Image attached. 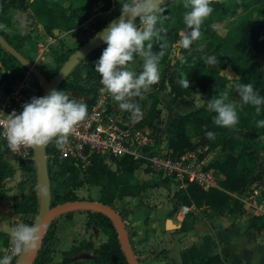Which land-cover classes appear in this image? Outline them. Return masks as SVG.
I'll return each instance as SVG.
<instances>
[{"label":"trees","instance_id":"16d2710c","mask_svg":"<svg viewBox=\"0 0 264 264\" xmlns=\"http://www.w3.org/2000/svg\"><path fill=\"white\" fill-rule=\"evenodd\" d=\"M243 1L213 0L211 5L213 12L201 27L200 39L202 44L196 50L197 55L200 56L198 65L200 67L205 65L204 58L207 55L217 57L218 64L209 68V75L205 80V86H209L216 93H222L225 90L227 77L221 74L220 71L229 66L238 74V82L240 84L251 83L254 89L261 96H264L263 70L256 67L254 62V58L264 55V13L260 14L256 10L254 15L248 16L241 26L235 28L230 25L223 34L212 27L214 20H231L239 15L240 9L246 10L247 6H242ZM115 2L116 0H0V14H5L8 10H15L16 15L12 17V21L15 20L17 22L19 21L18 13L21 12L23 17L21 21L27 25L35 24L39 21L43 26L44 32L52 34L54 28L67 30L88 19L92 16L93 7L96 4L100 5L98 10L106 11ZM183 3L184 0H167L165 2L164 5L167 8L163 6L165 8L164 18L161 24H158V27H162L166 32H161L162 40L153 41L154 53L163 52L168 55L172 51L173 43L168 33L177 32L178 39L181 41L183 34L190 31L183 22L184 13L190 9H185ZM112 17L107 15L106 17L97 16L90 21L95 22V30H98ZM0 33L8 39L2 30H0ZM8 40L18 49L16 44L10 39ZM103 44L107 47V44L102 41L83 60L76 64L56 88V90L64 91L66 94L69 91H76L82 94L84 98L67 95L70 99H83L87 103L88 110L94 101L97 88L101 85V76L95 71V66L106 48H102ZM162 45H166V47H162ZM193 47L194 42L187 49L180 44L177 50L179 54H186L191 52ZM1 48V64L6 69H10L14 78L21 77L23 73L16 68L20 64L19 61L3 47ZM27 58L30 60L29 57ZM66 58V55L62 56L63 61ZM60 65H55L49 70L46 65L38 66V68L46 76H51ZM191 75V68L178 65L176 62L171 63L168 60L160 73L159 82L154 84V86L166 89L167 84H170V90L176 97L190 95L198 84V79L193 78ZM91 78H93V81H91ZM187 78L191 86L184 88L179 84V81ZM35 81L38 82L37 79ZM218 95L216 94V96ZM134 99L139 104L140 98ZM233 102L238 105L237 113L239 117L238 124L233 128L215 125L213 121L216 113L208 109L207 102L197 105L183 114L174 116L167 125L166 145L176 154L199 146H219L225 151L223 159H214L209 163V166L213 168L214 173L218 176L217 185L204 188L196 182H189L174 191L173 196L178 203L194 204L195 206L207 205L211 211L220 212L224 209L231 193L242 192L250 178L259 175L257 172V151L264 148V128L256 127V122L264 120V105L261 106V112L257 115L255 107L244 105L240 97L238 102ZM159 112L160 109L156 102L149 103L142 119L135 121L134 125L139 127H142L141 125L147 126L155 134V123ZM122 116L127 120L131 119L129 112L122 111ZM238 129L241 131L240 136L235 134ZM208 132L215 134L214 140H210L207 137L206 134ZM45 148L46 153L51 152L55 148V142L49 143ZM110 158H119L117 159V164L125 171L131 172L135 167L134 161L136 160L130 156H112ZM52 159L48 158L47 169L51 202L53 204L69 200L68 195L60 194V191L67 185H78L80 183L99 185L100 194L119 191L121 198H126L127 200L137 196L138 187L128 181L127 178L124 179L121 175H115L102 156L93 155L90 164L81 171L79 178L76 177V174H78L76 170L80 171L81 169L70 160H64L71 164L67 170L61 168L56 170L53 166L54 160L59 159ZM20 162L30 173L35 171L33 160L31 162L21 160ZM126 163H129V166ZM13 172L14 168L0 153V188L3 186V179L11 176ZM165 178L168 179V177ZM33 179L36 178L33 175L30 176L31 191L36 187L35 181L34 184L32 182ZM25 183L22 180L20 181L23 189ZM96 200L101 199L98 198ZM27 206L28 212H31L33 208L30 198H28ZM88 212L90 214L86 224L98 226L106 234L107 239L99 243L98 247L91 242H83L63 253L70 255L80 249H90L95 252L93 260L96 264H128L111 220L101 212L91 210H88ZM68 213L70 212L66 214ZM53 235L54 222L52 220L44 232L33 264H47L50 260L52 248L48 242L53 238ZM217 237L218 240L211 235H205L201 243L196 247L197 256L185 264H242L240 256L227 247L223 234L220 232ZM217 241L223 242L220 251L215 249Z\"/></svg>","mask_w":264,"mask_h":264},{"label":"crops","instance_id":"0c3cea01","mask_svg":"<svg viewBox=\"0 0 264 264\" xmlns=\"http://www.w3.org/2000/svg\"><path fill=\"white\" fill-rule=\"evenodd\" d=\"M251 1L252 0H249L251 5L250 7H253L252 5H254L255 0L253 3H251ZM256 7L260 11L261 6ZM247 11L248 12L246 13L245 10L242 9L239 12L236 19L242 22L236 27L241 26L245 22V19L249 16L248 13L251 11V8ZM12 12L13 10H8L5 14H0V21H3L6 26H12ZM98 12L102 11L98 10ZM89 18L92 19L91 16ZM234 20V18L231 20H216L213 24L216 26V22H224L229 26L232 25ZM20 24L21 28L28 27L31 30L33 29V26L36 25L39 32H44L41 23L27 25L22 21ZM78 26L80 27L83 25L81 24ZM32 31L24 33L23 31L14 32L11 34V38L8 37V39L16 44L18 49L24 55L29 57L33 62H36V59L43 57V51L38 53V48L33 47V43L38 44L39 40L38 42L37 40H34L33 36H31ZM82 34V32H73L72 34L68 33V35H75L74 39H78V35H81L82 37ZM42 36H44V33ZM168 36L173 43V52L171 51L168 55L163 53L159 63L160 73L165 67L166 62L170 60L171 63L176 62L178 65L191 68V76L198 79V84L190 95L177 97L169 89L170 86H168L167 89H163L159 86L153 85L148 92L143 94V98H140L139 106L141 107L143 114L145 113L149 103H157L160 112L158 118L156 119V130L154 135L164 145H166L167 125L174 116L183 114L204 102H207L208 104L213 96H216V94L219 93L212 91L209 86H205V80L209 75V68L217 65L218 63L211 66H207L205 64L201 67L198 65L200 56L197 55L196 50L202 44V40L199 38L194 41V47L191 52L179 54L177 49L181 44V41L178 39V34L176 32H171L168 33ZM58 43L61 42L58 41ZM52 52V61L54 65H59L62 58L60 53L54 50H52ZM208 56L214 55H207L206 57ZM254 62L256 67L263 70L264 55H259L254 58ZM142 64L143 60L139 56H135L133 61L129 64V70L134 71L139 75L143 70ZM16 68L23 73L21 77L14 78L10 69H6L0 61V71H2L3 74L5 73L3 75L5 78L8 77L13 80H17L25 76L26 73L28 74V70H25L26 68H24L21 64L17 65ZM222 70L220 73L227 77L225 87H227L228 84L233 85L232 92L229 94V101L238 102L239 95L235 88L238 82V74L229 66L223 68ZM30 77L29 73L27 75L28 84ZM91 81H93V78H91ZM29 88H31V85ZM198 89H200L199 94H197ZM76 94L71 95L84 98L83 95L79 96V93L77 92ZM203 97L207 100L209 98V100L205 101ZM109 99L118 112L117 116L123 118L122 111L118 107V102L115 101L110 94ZM129 121L132 123L135 122L132 118ZM235 134L240 136L241 131L238 129ZM204 147H207L206 155L209 158V162L214 159L221 160L225 157V151L219 146ZM199 148L203 147L199 146L193 150L197 151ZM0 153H2L4 157L5 155L11 156L6 150L4 142L1 139ZM257 172L259 175L252 176L250 178L245 190L240 193H231L224 209L220 212L211 211L207 205L195 206L194 204H189L188 206L190 209L186 213H182L181 206L187 204L178 203L176 198L173 196L174 191L183 186L182 183L175 178L164 180L166 181L165 183H160L161 185L167 187L168 183L171 180H174L177 186L174 190H170L171 194L167 196H165L168 192L166 191L163 195L164 197L161 196L163 199L159 204L147 205L141 202L139 198L136 202L131 204L132 202L128 199L127 202L129 208L123 222L127 230L130 245L138 260H141L140 262L143 264H185L197 256L198 252L196 247L201 243L202 238L205 235H211L213 238L218 240L217 235L221 232L226 239L227 247L232 252L240 256L242 264H264V215L257 214V212L250 209L244 202L245 195L253 190H257V192H259L258 194L264 196V148L257 151ZM11 178L12 175L5 177L3 179V186L0 188V259H2L5 255H10L9 252L11 243L9 233L12 227L18 224L16 223L18 216H25L28 212L27 202L23 197V193L25 192L23 190L26 188L24 187L23 189L19 182L17 184L10 182L11 186H7V181H11ZM6 190H9L10 193ZM85 225L87 228L95 227L92 224L87 225L85 223ZM59 236L60 233L58 232L57 237ZM92 236H88L86 239H93ZM222 245L223 242L217 241L215 249L220 251ZM61 253H59L57 249H52L51 258L47 264H90V262H87L89 260L86 261L83 255L86 256L89 254V257L94 258V253L90 249H80L70 255L64 253L62 255Z\"/></svg>","mask_w":264,"mask_h":264},{"label":"clouds","instance_id":"9594fccd","mask_svg":"<svg viewBox=\"0 0 264 264\" xmlns=\"http://www.w3.org/2000/svg\"><path fill=\"white\" fill-rule=\"evenodd\" d=\"M165 0H120L121 18L113 22L103 34H98L107 44L101 57L96 62L95 71L100 74L103 85L101 91L109 93L121 111L131 114L134 121L143 117V111L134 98H143L154 84L160 80L159 63L163 52H153V41L163 39L158 27L164 18ZM213 0H184L185 9L183 22L190 31L183 34L182 46L187 49L201 37V27L213 12ZM139 18V25L136 18ZM215 28V25H212ZM147 42V44H146ZM166 47V45H162ZM135 56L143 60L142 72L137 76L129 70V64ZM219 61L215 56L204 58L207 66ZM179 84L190 87V81L181 79ZM236 91L244 105L255 107L257 115L264 105V96L254 89L251 83L236 84ZM208 109L214 113V124L224 128H233L239 122L238 105L229 102L227 91L220 93L208 103ZM7 118L0 121L3 132L0 135L7 141L12 153L21 148L46 147L55 142L62 150L69 142V137L77 132L78 125L88 116L87 103L83 99L71 98L59 90H51L44 97H33L23 105V111H13ZM256 127L264 128V120H258ZM210 140L215 139L213 132H208ZM44 225L19 223L12 227L10 235L11 254L0 259V264H12L14 256H21L38 249L42 240Z\"/></svg>","mask_w":264,"mask_h":264},{"label":"rangeland","instance_id":"374dc122","mask_svg":"<svg viewBox=\"0 0 264 264\" xmlns=\"http://www.w3.org/2000/svg\"><path fill=\"white\" fill-rule=\"evenodd\" d=\"M253 2H254V0L251 1V3H253ZM164 4H165V2H164ZM164 4L161 6L165 7L166 5H164ZM99 6H100L99 4H96L93 7V14L91 16L92 19L91 18L86 19L85 21L78 24V25L82 24L83 26L79 27L78 25H76V26H74L70 29H67V30H60L59 29L58 32H56V33L53 32L52 34H47L45 32H41V31L39 32L38 27L36 25L33 26V29H32L33 31L28 27H22L21 28L20 22L22 23L21 20L23 18L21 12L18 13L19 21H17V22L15 20L12 21V23H11L12 26H10V25L6 26L3 21H0V30H2L7 35V37H9V38H11V34L14 32L23 31V33H24V32H28V31H32L31 36H33L34 40H37V42L39 40L38 44L33 43V47L38 48V53L43 51L42 52L43 57H39L38 59H36V62H33L31 59L30 60L37 67L43 66V65L48 66V70H49L55 66L53 61H52V55H53L52 50L59 52L61 57L64 55L69 56L76 48H78L89 37H91L93 35V33H95L97 31V30H95V27H94L95 22L90 21V20H94V18H96L97 16H105V17H106V15L107 16H114L115 14H117L118 12L121 11L122 4L120 3V0H116V2L113 3L112 6L107 11H102V12H98ZM242 6H247L246 10H248V9L250 10V8H251L252 12L249 11V13H248L249 16L254 15L256 10L260 14L264 13V0H255L254 5H252L253 7H250L251 5H250L249 0H244ZM256 6H261L260 11L258 10V8ZM166 8H167V6H166ZM254 9H255V11H254ZM246 10H245V12L247 13L248 11H246ZM240 11H241V9L239 10V12ZM15 15H16V11L13 10L11 17H13ZM234 19L235 20L232 22V25H231L233 27L238 26L242 22V21H238L236 19V17ZM214 21H216V20H214ZM37 23H40V22L37 21ZM136 23H137V25L140 23L138 17L136 18ZM227 28H228V25H226L224 22H216V30L218 32L223 34L226 32ZM73 32L74 33L82 32L83 33L82 37H81V35H78L79 36L78 39H76V38L74 39L75 35H68V33L72 34ZM43 33H44V36H42ZM60 37H61V39H60ZM58 41H60L61 43H58ZM1 47H0V55L2 52ZM105 47H106V45L103 44L102 48H105ZM53 48H55V49H53ZM31 58H32V56H31ZM33 59H35V58H33ZM62 63H63V60L61 58L60 64H62ZM130 68H132V67H130ZM262 68L264 70V67H262ZM25 70H27V69H25ZM30 76L31 77L29 79V85H31V88H29V89H30L31 93L34 94V97H40L42 86L38 80H37L38 82L35 81L36 78L31 74V72H30ZM137 76H138V74H137ZM238 83L239 82H237V84ZM168 86H170V84H167L166 89ZM228 86L225 87V88H228V89H225V91H227L230 94V92H232L233 85L228 84ZM99 88H97V90ZM169 89H171V88H169ZM97 90H96L95 95H97ZM197 91H198L197 94H199L200 89H198ZM67 94H69V95L76 94V92L69 91V92H67ZM218 94H220V92ZM81 95L82 94L79 93V96H81ZM209 95H211V94H209ZM204 100L208 101L209 98H208V100L204 98ZM115 113L117 116L118 112L116 111ZM120 114H121V111H120ZM125 121H126V119H125ZM127 122H130V121L127 120ZM141 126L143 127V125H141ZM163 142H165V141H163ZM5 158L8 160L9 164L14 168V172H13L12 178H11L12 180L7 181V186H11L10 182L11 183L13 182V184H17L18 182L20 183L21 180L26 182L24 184V187L26 189L23 190V191H25L23 193V197H24V199L26 198V202L28 201V198H30V200H32L33 210L31 212H27L25 214V216L19 215L18 220H21V218H23V219H25V221H23L22 223L32 225V223L36 217L37 209H38V194H37V179H33V181H32L33 184L35 181L36 187H34V189L32 191L30 189V184H31L30 176L33 175L36 178V173H34L35 171L34 172L31 171V173H33L31 175L29 170H27L23 167L24 165L21 164V162H20L21 160L13 158V156H6L5 155ZM48 158H50V157H48L46 154V160H48ZM117 159H119V158H116V159L110 158V157L104 158L105 163L108 165V167L112 170V172L115 175H121L124 179L127 178L128 181H130L132 184H134L136 187H138L137 188L138 190L136 191L137 196L135 198H132V199L129 198L130 201L132 202L131 204L136 202L138 200V198L141 200V202H143L144 204H147V205L159 204L160 202H162V199L164 197L163 195L165 194V192L168 191L165 194V196H167V195L171 194L170 190H174L177 186V184L174 182V180H171L168 183L167 187L161 185L160 184L161 182H164V183L166 182L164 180H168V179H172V178L168 177V179H166L165 177H167V176L151 170L148 166H146L145 161H143L142 158L135 159L136 160V161H134L135 167L131 172L125 171L124 169L119 167L117 164ZM126 165L129 166V163H126ZM53 166L56 170H59V168H61L63 170H67L71 166V164L68 163L67 161H64V160H54ZM82 170H83L82 168L80 171L76 170V171H78V174H76V177L79 178ZM99 188L100 187L97 184H88V183H80L78 185L71 184V185H67V187L62 189L60 191V194H67L70 199H78V198L90 199V198H93L94 200H96V199L100 198L101 199L100 201H105L108 204H110L111 206H113L121 214L122 219H124V217L127 213V210L129 208L128 202L126 201L127 199L121 198V194L119 193V191L116 193L108 192V193H104V194L101 193L100 194ZM168 188H170V189H168ZM6 191L9 192V190H6ZM30 191H31V193H30ZM161 196H163V197H161ZM89 214L90 213L88 212V210L79 209V210L70 211V213H68V214L64 213V214H61V215H58V216L51 218L48 222V225L53 220V222H54V235H53V238L48 242L49 246L52 249H57L59 251V253L62 252L61 253L62 255H63L64 251H68L73 246L80 245L83 242H91L96 247H98L99 243L104 242L107 239V236L98 226H95L96 227V228L94 227L95 229L93 227H91V228L86 227L85 223L89 218ZM18 220L16 221V223L18 222ZM58 232L60 233L59 237H57ZM88 236L89 237L92 236L93 239H86ZM40 245H41V243H40ZM91 251L93 252V250H91ZM93 253H95V252H93ZM83 256H84V259L86 261L89 260L87 262H90V264H96L93 260V257H89L90 256L89 254L86 256L85 255H83ZM16 257H15V259H16ZM15 259L13 258V264H14ZM101 264H104V263H101ZM141 264H142V262H141Z\"/></svg>","mask_w":264,"mask_h":264},{"label":"built area","instance_id":"2783aa9c","mask_svg":"<svg viewBox=\"0 0 264 264\" xmlns=\"http://www.w3.org/2000/svg\"><path fill=\"white\" fill-rule=\"evenodd\" d=\"M27 72L30 73L29 70ZM4 74L0 71V121L5 120L6 115L13 111L22 112L23 105L34 97L29 91L27 73L17 80L5 78ZM102 87L101 84L87 118L78 125L77 132L69 137L68 144L62 150L55 145L51 152L46 153L48 157L70 160L78 168L84 169L90 164L93 155L104 158L130 156L134 159L142 158L151 170L178 179L183 186L189 182H196L204 188L217 185L218 176L209 166L207 147L174 153L159 141L149 127L135 126L116 116L109 93L102 92ZM2 132L3 127L0 126V133ZM0 139L13 158L27 162L33 160L35 165L34 148L22 147L19 152L12 153L2 135ZM258 193L257 190L249 192L245 195L244 202L257 214L264 215V196ZM189 209L188 205L181 206L182 213ZM23 221L25 219L21 218L17 223ZM9 253L11 254V246Z\"/></svg>","mask_w":264,"mask_h":264},{"label":"water","instance_id":"95a60500","mask_svg":"<svg viewBox=\"0 0 264 264\" xmlns=\"http://www.w3.org/2000/svg\"><path fill=\"white\" fill-rule=\"evenodd\" d=\"M167 0H165L166 2ZM121 11L108 20L100 27L91 37L76 48L59 68L51 76H46L31 60L22 54L6 37L0 33V45L11 55H13L19 63L29 70L31 74L39 81L42 86L40 97L50 94V91L57 88L60 82L69 74V72L78 64L85 56H87L103 39L98 34H103L113 22L119 21ZM58 28H54L53 32H58ZM35 173L37 179L38 209L36 217L32 224L40 223L44 225L42 237L48 227L51 218L79 209L97 211L105 214L112 222L115 228L120 247L128 264H141L134 254L130 245L127 230L124 225L121 214L110 204L100 200L78 198L70 199L63 202L53 204L50 195V181L48 177L46 148L38 147L34 149ZM42 241V240H41ZM41 243V242H40ZM40 247V246H39ZM38 247V249H39ZM37 249V250H38ZM28 252L24 255L17 256L14 264H33L37 254Z\"/></svg>","mask_w":264,"mask_h":264}]
</instances>
